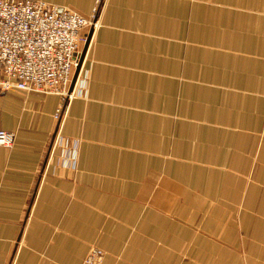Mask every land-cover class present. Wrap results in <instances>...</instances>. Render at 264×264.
Masks as SVG:
<instances>
[{
    "label": "crops",
    "instance_id": "crops-1",
    "mask_svg": "<svg viewBox=\"0 0 264 264\" xmlns=\"http://www.w3.org/2000/svg\"><path fill=\"white\" fill-rule=\"evenodd\" d=\"M93 38L75 163L59 95H0V264H264V0H107Z\"/></svg>",
    "mask_w": 264,
    "mask_h": 264
},
{
    "label": "built area",
    "instance_id": "built-area-1",
    "mask_svg": "<svg viewBox=\"0 0 264 264\" xmlns=\"http://www.w3.org/2000/svg\"><path fill=\"white\" fill-rule=\"evenodd\" d=\"M97 0L90 17L43 0H0V95L7 91L39 92L61 97L54 118L57 122L51 152L60 147L75 163L78 140L64 136L62 125L70 103L78 97L85 64H80V43L85 28L97 26ZM94 29V27H93ZM87 40V39H86ZM80 70L73 89L72 81L77 67ZM16 132L0 129V146L10 148ZM86 264H102L104 252L92 247Z\"/></svg>",
    "mask_w": 264,
    "mask_h": 264
},
{
    "label": "rangeland",
    "instance_id": "rangeland-1",
    "mask_svg": "<svg viewBox=\"0 0 264 264\" xmlns=\"http://www.w3.org/2000/svg\"><path fill=\"white\" fill-rule=\"evenodd\" d=\"M103 1L104 2H101V5L98 7V12H97V26H93L94 27L93 34H92L91 39L89 41L88 49H90V48L92 49L93 44H94V41H95L94 38H93L94 37V34L102 26L103 15H104L105 10H106L107 0H103ZM92 28L87 27V28L84 29V31H83V34L84 35H83V38H82L81 43H80V49L81 50L83 49L84 43L86 42L87 36L89 35V33H90V31H91ZM88 49H87V51H89ZM91 49H90V51H91ZM86 58H87V56H86ZM86 58H85V64H84V67H83V70H82L81 81H80V85H79V87H82V88H86L87 87L85 84H87L88 78H89V74H90V69L86 67L87 66V64H86ZM176 118L177 119L179 118V115L178 114H176ZM263 135H264V131L260 132L259 133V138L261 139ZM95 247H98V246H95ZM98 248H100V247H98ZM100 249L103 250L102 248H100ZM90 250H89L87 256L85 257V260L90 255V253H91ZM103 252H104V257H103L102 264H104V259H105V256H106L105 250H103Z\"/></svg>",
    "mask_w": 264,
    "mask_h": 264
},
{
    "label": "water",
    "instance_id": "water-1",
    "mask_svg": "<svg viewBox=\"0 0 264 264\" xmlns=\"http://www.w3.org/2000/svg\"><path fill=\"white\" fill-rule=\"evenodd\" d=\"M92 34H93V28L91 29L89 35L87 36L85 47L83 49V53H82L81 58H80V64H81V62L83 61V59L85 57V54H86V51H87V48H88V45H89V41L91 39ZM80 64H79V66L76 69V72H75V75H74V78H73V81H72V85H71V90L73 89V86L75 84L76 78L78 76V73H79V70H80Z\"/></svg>",
    "mask_w": 264,
    "mask_h": 264
}]
</instances>
